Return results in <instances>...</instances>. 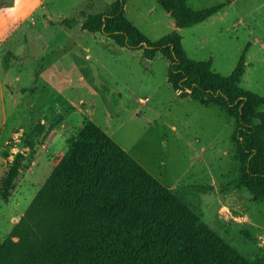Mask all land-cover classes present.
I'll use <instances>...</instances> for the list:
<instances>
[{
	"label": "rangeland",
	"instance_id": "obj_1",
	"mask_svg": "<svg viewBox=\"0 0 264 264\" xmlns=\"http://www.w3.org/2000/svg\"><path fill=\"white\" fill-rule=\"evenodd\" d=\"M111 3L21 0L18 11L4 16L0 191L13 162L15 173L7 202L0 200V243L27 214L66 152V140L91 122L172 192L182 226L201 218L239 255L264 264V200L251 201L235 183L234 120L217 106L205 107L188 92L171 89L161 56L146 60L140 50L82 30L87 16L105 12ZM185 5L192 11L220 8L187 28H178L156 0H126L123 17L151 42L177 33L188 60L209 61L211 71L222 76L231 74L244 54L239 87L264 97V0H186ZM12 7L13 0H0V9Z\"/></svg>",
	"mask_w": 264,
	"mask_h": 264
},
{
	"label": "trees",
	"instance_id": "obj_2",
	"mask_svg": "<svg viewBox=\"0 0 264 264\" xmlns=\"http://www.w3.org/2000/svg\"><path fill=\"white\" fill-rule=\"evenodd\" d=\"M125 1L112 0L105 12L87 16L82 30L120 48L140 50L146 60L161 56L171 89L188 92L192 100L217 106L232 118L231 143L239 164L235 183L251 201L264 200V111L258 110L264 97L239 87L244 54L231 74H216L209 61L184 56L175 32L147 40L123 17ZM156 1L178 28L201 23L220 8L192 11L186 0ZM66 145L25 217L0 243V264H259L239 255L201 218L182 226L181 206L172 192L91 122ZM14 173L13 162L2 178V202H7ZM120 215L124 220L116 221Z\"/></svg>",
	"mask_w": 264,
	"mask_h": 264
},
{
	"label": "clouds",
	"instance_id": "obj_3",
	"mask_svg": "<svg viewBox=\"0 0 264 264\" xmlns=\"http://www.w3.org/2000/svg\"><path fill=\"white\" fill-rule=\"evenodd\" d=\"M21 5V0H13V7L7 9H0V28H2L4 24V16H12L16 11L19 10ZM35 7V5H34ZM3 31H0V39H3Z\"/></svg>",
	"mask_w": 264,
	"mask_h": 264
}]
</instances>
